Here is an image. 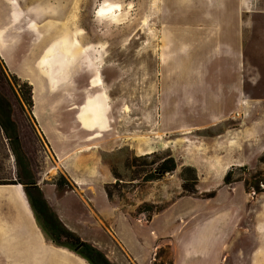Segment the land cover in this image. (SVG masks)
Wrapping results in <instances>:
<instances>
[{"label":"rangeland","instance_id":"1","mask_svg":"<svg viewBox=\"0 0 264 264\" xmlns=\"http://www.w3.org/2000/svg\"><path fill=\"white\" fill-rule=\"evenodd\" d=\"M14 1L26 13V18L32 20L35 24L33 28L42 33L44 39L56 43L58 32L69 36L70 40L65 45L54 52L48 51V57L53 54L49 60L52 65H43V74L48 80L52 76L55 79L54 84L51 83L54 85L52 89L78 72H88V69L94 75H100L102 84L100 78L97 79V84L93 83L100 91L104 85L103 76L109 81L105 76V72L109 73V70H113V77L118 79L122 69L125 74L124 82L127 84L129 107L123 111L126 112L125 115H120L118 108L109 109L107 103L97 95L95 122L100 121L101 124L106 120L107 125L104 129L100 125L102 130L95 128L90 131V135L83 137L84 140L104 138L105 133L109 135L111 132L116 140L115 136L128 133L127 145H115L110 151L103 149L100 155H91V149L95 150V147L79 148V155L87 152V157L81 158L82 155L80 158H73L76 162L74 168L78 170L79 163L83 166V172H80L83 181L78 186L64 173L63 160L56 156L48 140L39 132L31 114L33 100L30 103L25 85L31 84L10 73L0 57V92L12 104V118L17 124L22 150L28 161L25 162L50 208L46 209L47 212L50 215L55 213L69 230L98 248L112 264H134L120 238L138 245L141 241L148 264L151 260L150 264H172L173 238L158 239L155 235L157 231L175 233L176 230L189 226L191 221L187 224L178 216L174 226L172 218L161 216L152 223L151 216L168 208L180 196L187 195L182 189L184 182L187 187L195 186L197 194L191 195L195 202H205L209 192H215L224 185L223 179L220 181L215 173H202L192 164L204 167L199 160L203 155L204 161H207V151L204 148L208 142L205 137L216 136L223 130V126L206 129L201 127L205 123L200 119H192L188 124H179L180 128L175 133L159 131L153 124L162 118V109H157L154 105L158 104L161 96H165V88L160 84L162 75L170 70L178 73L185 67L199 72L201 68H205L206 60H213L216 54H221L222 44L232 41L233 35L238 32L243 49L241 68L245 90L251 98L264 100V0H63V7H58V11L54 7H57L55 0ZM116 5H120L116 14L112 12L101 15L100 9ZM89 36L90 41L99 46L88 49ZM223 48L229 49L225 46ZM59 51L69 55L71 60H56ZM59 69L64 71L57 75ZM31 79L40 99V81L34 77ZM143 98L140 108H134ZM87 100H83L84 106L80 110L81 114L79 113L83 127L86 126L84 123L89 124ZM116 103L119 104V100ZM167 111L166 115L173 116L174 109ZM182 114V110H176L175 120H180ZM231 120L234 119H230L232 124ZM121 121L127 122L128 132L123 134L119 126ZM80 129L83 133L82 127ZM136 139L140 142L141 149H134ZM55 141L60 143L57 138ZM260 157L250 167L234 168L233 178L236 182H241L243 189L246 180L251 185L259 181L261 187H264V163L260 162ZM173 166L175 169L168 172ZM20 171L10 141L0 128V185L20 184L22 187L21 192L19 188V193L24 199L23 188L32 207L31 197L38 201L36 189L27 187L30 181L24 175L20 177ZM195 177L196 180L193 179ZM253 191L251 189L249 192L253 198L262 195L254 194ZM105 193L112 198L113 203L109 204L103 198ZM236 197L239 198V194ZM233 200L235 196L231 192L223 191L216 201L222 203ZM24 202L26 204L25 199ZM64 204H68V208L74 206L79 216H59ZM187 205L189 201L184 200L181 207ZM112 211L123 212L126 216H111ZM0 214L3 229H16L15 224L19 219L22 220L21 216H27L20 201H12L8 195L1 193ZM4 215L15 216L3 217ZM33 215L46 242L58 252L59 261H63V264H88L68 249L56 248L53 244L65 246L70 241L57 235L54 236L57 240L54 242L34 211ZM248 224L249 221L244 222V225ZM243 242V238L235 237L234 249H238ZM255 243L256 238L253 237L251 249ZM226 250L223 254L224 264L248 261L249 252L231 254L228 247ZM262 254L259 253L258 256L261 258ZM224 256L221 255L223 260Z\"/></svg>","mask_w":264,"mask_h":264},{"label":"crops","instance_id":"2","mask_svg":"<svg viewBox=\"0 0 264 264\" xmlns=\"http://www.w3.org/2000/svg\"><path fill=\"white\" fill-rule=\"evenodd\" d=\"M43 1L48 2V0ZM15 2L14 0H0V39L4 43V49L0 48V57L10 73L31 84L33 100L31 114L38 125L39 132L48 140L56 156L63 160L64 173H67L79 186L83 181L80 175V172H83V166L79 163L78 170L74 168L76 162L73 158H80L82 155L81 158L87 157L85 155L87 152L79 155L80 153L77 152L79 148L92 146L95 150L91 149L93 152L91 155H100L103 149L110 151L115 145H122V143L127 145L128 133L123 134L125 131L128 132L127 122L122 121L119 126L123 136H115L116 140L113 139L111 132L109 135L105 133L104 138H93L92 140L83 138L90 135L91 130L100 129V125L102 129L107 125L106 120L101 124L100 121L95 122L96 111H98L95 105L97 95L107 103L109 109L118 108L120 115H125L126 112L123 111L129 107L127 84L123 78L125 74L121 69L120 77L115 79L113 70H109V73L105 72L109 81H106L103 76L104 85L100 91V88L93 86V83L97 84L98 78L102 84L100 75H94L93 71L88 69V72L82 74L78 72L52 89L54 85L43 74V57L49 56L48 51L52 47L58 50L62 45L59 41L60 36L65 37L68 34L58 32V40L54 42L55 44L50 39H44L42 33L33 28L35 24L32 20L26 18V13ZM54 2L57 5V7L54 6L56 11L58 7H63V0ZM90 39L89 36L88 49L92 46H99ZM224 44L221 48L222 53L216 54L213 60L207 59L205 68H201L199 72L185 67L178 73L173 70L164 73L160 84L165 88V96H161L156 105L152 102L157 109H162V118L153 124L159 131L175 133L180 125L188 124L192 119H200L205 123L201 127H206V129L223 126V130L216 136L205 137L208 142L204 148L207 151V161H204L203 155L199 160L204 167L199 168L197 164H192L202 173H215L220 181L223 179L224 185L215 191L213 198L206 199L205 202H195L193 197L187 195L180 196L168 208L151 216L152 223H155L154 221L161 216L172 218L174 226L178 216L187 224L191 221L189 226L176 230L175 233L168 232L167 234L156 230L155 236L158 239L173 238L174 259L172 264H224L223 254L227 251V247L231 254L233 252L250 253L248 261L241 264H264V194L253 198L245 187L243 189L241 182L224 183V177L231 169L250 167L264 152V100L251 98L245 90L241 68L243 49H241L238 32L235 36L233 35L232 41ZM224 46L229 49L225 50ZM50 57L46 63L48 67L52 65L49 60L52 59L53 54ZM69 57L59 51L56 60L58 58L61 62L71 60ZM63 71L59 69L57 75ZM33 77L40 81V99L37 96V88L31 81ZM164 78H170V80ZM84 99H88L89 124L84 123L83 125L86 126L83 127L79 120V113L84 106L82 105ZM118 100L119 104L116 103ZM143 102L144 98L142 102L138 101L135 107L134 105L132 107L140 108ZM170 109H174L173 116L166 115L169 112L167 110ZM106 110L108 111V107ZM176 110H182L183 117L180 120H175ZM230 119H234L231 120L232 124ZM109 124L112 126V123ZM81 127L84 130L83 133L80 132ZM56 138L60 143H56ZM141 148L140 142L136 139L134 149ZM10 185L18 186V184H2L0 187ZM19 186L21 192L22 186ZM223 191L231 192L235 200L218 203L220 193ZM22 193L27 204L22 197V205L27 216H21L23 221L19 219V222H16L18 229H3L0 219V264H63V261H59L57 257L58 252L51 248L44 239L43 232L33 215V206L30 207L28 196L23 188ZM238 194L239 198L236 197ZM103 198L107 199L109 204L113 203L107 193ZM184 200H188L189 205L181 207ZM61 207L63 209H60L59 216H79L74 206L68 208V204H64ZM6 216L14 217L15 215H4L3 217ZM111 216H126V214L112 211ZM247 221L249 224L244 225ZM235 237L244 240L238 249H234L236 247ZM253 237L256 238V243L251 249ZM120 240L134 264H148L141 241L138 245V243L124 241L122 238ZM53 245L56 248L63 247L71 251L63 245ZM259 253H263L261 258ZM76 255L89 264L85 258L79 254ZM221 255L224 256V260Z\"/></svg>","mask_w":264,"mask_h":264},{"label":"trees","instance_id":"3","mask_svg":"<svg viewBox=\"0 0 264 264\" xmlns=\"http://www.w3.org/2000/svg\"><path fill=\"white\" fill-rule=\"evenodd\" d=\"M28 88V93L30 96V103H32V89L31 86L26 83L25 84ZM0 128L2 129V131L4 132L5 136L7 137V139L10 141L12 150L14 152V155L16 157V160L19 164L20 167V177H22L23 175L25 177L28 178V180L30 182H28V185H32L35 189H36V194L38 196V201L43 204L45 209H50L47 202L45 201L44 197L42 196L41 191L39 190V188H37L36 186V182L34 180V176L33 174H31L29 166L27 164V160L25 158V155L23 153L22 150V145H21V141H20V137H19V133H18V128H17V124L16 122L13 120L12 118V104L10 102V100L3 95L0 92ZM25 160L27 162H25ZM260 162L264 163V155H262L260 157ZM174 166L168 171H172L174 170ZM234 169H231L224 177V183L225 184H231L233 182H236V180H234L233 175H234ZM193 179H197L196 177ZM245 188L247 190V192H250L251 189H253L255 191V193L257 194H261L264 193V187H261V182L256 181L254 185H251L249 183L248 180L245 181ZM264 184V181H262ZM13 184H17V183H13ZM20 185V184H18ZM183 191L187 194V195H195L197 194V190L195 188V186H191V187H187L186 186V182H184L183 186H182ZM207 199L213 198L215 196V192H212L206 195ZM51 216L53 217L54 221H55V226H53L51 228V231L53 232V236L52 239H54V242H56L57 240H55L54 236L57 235H62L63 237H65V239L70 241L69 245H65V247L69 248L71 251L75 252L76 254H79L80 256H82L83 258H85L89 263L91 264H112L109 262V260L105 257V255L98 249L96 248L94 245L85 242L83 240L80 239L79 236H77L74 232H72L71 230H69L56 216L55 213H52Z\"/></svg>","mask_w":264,"mask_h":264},{"label":"bare ground","instance_id":"4","mask_svg":"<svg viewBox=\"0 0 264 264\" xmlns=\"http://www.w3.org/2000/svg\"><path fill=\"white\" fill-rule=\"evenodd\" d=\"M16 3V2H15ZM117 9H120V5H116V6H109V7H107L106 9H100L99 11H100V13H101V15L102 16H104V15H107L108 13H112V12H114V14H116V10ZM98 11V12H99ZM99 13V14H100ZM99 16V15H98ZM108 17V16H107ZM106 18V17H105ZM17 19V18H16ZM1 35V34H0ZM70 39H69V36H65V37H61L60 36V39H59V41H61V43H62V45H65L68 41H69ZM74 41V40H73ZM0 48L1 49H4V43L1 41V39H0ZM56 49V47H52L51 49H50V51H53L54 52V50ZM51 58V57H50ZM48 56H47V58H46V56L45 57H43V65L44 64H46L47 62H48ZM75 61V60H74ZM72 63V62H71ZM54 77L52 76L51 77V79H50V82L52 83V84H54ZM97 108V107H96ZM81 114V113H80ZM81 116V115H80ZM19 188H20V186L18 185V186H1L0 187V193H5L6 195H8L9 196V199L10 200H18V201H20L21 203H23V200H22V196H21V194L19 193Z\"/></svg>","mask_w":264,"mask_h":264},{"label":"flooded vegetation","instance_id":"5","mask_svg":"<svg viewBox=\"0 0 264 264\" xmlns=\"http://www.w3.org/2000/svg\"><path fill=\"white\" fill-rule=\"evenodd\" d=\"M27 187L34 188L32 185H27ZM31 202L38 221H40L47 234L53 236V232L51 231V228L55 226L53 217L47 212L43 204L36 199L33 200V197H31Z\"/></svg>","mask_w":264,"mask_h":264},{"label":"built area","instance_id":"6","mask_svg":"<svg viewBox=\"0 0 264 264\" xmlns=\"http://www.w3.org/2000/svg\"><path fill=\"white\" fill-rule=\"evenodd\" d=\"M253 193L255 194V191H253Z\"/></svg>","mask_w":264,"mask_h":264}]
</instances>
